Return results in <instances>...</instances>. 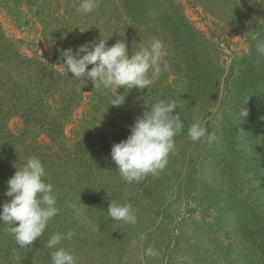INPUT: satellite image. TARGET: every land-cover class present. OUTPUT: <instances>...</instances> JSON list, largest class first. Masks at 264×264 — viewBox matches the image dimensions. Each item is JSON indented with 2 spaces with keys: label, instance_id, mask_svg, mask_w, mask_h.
Returning <instances> with one entry per match:
<instances>
[{
  "label": "rangeland",
  "instance_id": "obj_1",
  "mask_svg": "<svg viewBox=\"0 0 264 264\" xmlns=\"http://www.w3.org/2000/svg\"><path fill=\"white\" fill-rule=\"evenodd\" d=\"M151 1L153 9L146 14L150 26L142 24V18L130 20L122 0H98V7L87 14L76 10L81 0H37L46 7L43 21L24 2L19 13L13 4L0 5L5 38L16 42L24 55L43 61L56 58L63 72V51L75 52L79 45L99 39L108 40V46L126 40L131 55L158 38L166 52L162 71L149 89L128 91L120 107L110 105L112 92L106 95L107 90L94 89L89 81V90L65 123L60 148L54 145L58 157L70 152L61 160L64 169L59 168L70 178H62L65 187L53 190L60 211L43 235L25 248L0 223V264H51L54 249L46 246L47 240L69 230L76 235L63 246L75 255L76 264H264V147L249 139L242 145L240 124L245 118L236 121L234 91L240 59L264 56L253 48L264 42V0ZM178 22L200 42L204 80L197 77L193 64L167 49L166 38L174 36L172 28ZM118 91L125 94L123 88ZM245 98L239 100L242 110L255 112ZM160 100H175L184 123L175 137V152L163 170L139 183H126L112 162V145L130 135V126L146 110L145 102ZM196 121L205 124L208 135L193 142L187 130ZM233 123H239L240 132ZM7 125L18 134L22 123L11 117ZM227 135L243 151L238 161ZM35 139L50 143L43 133ZM79 141L80 149L89 153V182L75 171L78 164L84 165L74 153ZM7 188L0 183V210L10 200ZM113 201L130 202L136 222L112 221L107 209ZM149 248L154 255L148 254Z\"/></svg>",
  "mask_w": 264,
  "mask_h": 264
},
{
  "label": "clouds",
  "instance_id": "obj_2",
  "mask_svg": "<svg viewBox=\"0 0 264 264\" xmlns=\"http://www.w3.org/2000/svg\"><path fill=\"white\" fill-rule=\"evenodd\" d=\"M97 7L98 0H81L76 10L87 14ZM107 41L99 39L79 45L75 52L72 49L63 51V64L72 78L91 81L94 89L112 92L110 105L120 107L128 91L133 88L149 89L153 79L162 71V57L166 52L163 42L158 38L131 55L126 40H117L111 46L107 45ZM256 50L264 55V42H259ZM89 65L92 66L90 70ZM120 88L125 89V94L118 91ZM177 107L175 100L145 102L146 110L130 126V135L112 145V162L126 183H139L149 174L155 175L165 168L169 154L176 149L175 137L184 129V123L176 112ZM240 116L242 119L248 116L245 107ZM207 135V127L202 121H196L188 127L187 136L193 142ZM45 177L41 159L31 156L22 167L16 168L14 175L7 181L5 196L10 197V200L2 205L0 223L8 226L7 230L21 248L31 246L40 238L49 221L60 211L53 185L46 183ZM107 213L114 222H136L130 202H110ZM75 235L69 230L50 236L46 246L54 249L50 253L51 264H76L75 255L63 246V241H70ZM147 252L149 255L155 254L151 248Z\"/></svg>",
  "mask_w": 264,
  "mask_h": 264
},
{
  "label": "trees",
  "instance_id": "obj_3",
  "mask_svg": "<svg viewBox=\"0 0 264 264\" xmlns=\"http://www.w3.org/2000/svg\"><path fill=\"white\" fill-rule=\"evenodd\" d=\"M122 1L130 20L137 21L142 18L140 21L142 24L151 25V17L148 19L146 14H149L148 11L153 9L152 1ZM22 2L30 10H33L37 19L41 21L45 19L46 7L43 6L44 4L36 3L37 0H0V5L6 3L10 6L13 4L17 10ZM17 12L19 13L18 10ZM189 30L188 27H183L180 22L174 23L171 35V37L174 35L173 39L166 38L167 49L171 55L179 54L178 59L182 56V59L193 64V69L199 70L197 77L204 80L206 74L200 72V42L189 33ZM258 43H255L253 48H256ZM255 61H258L257 65L252 63ZM55 62L56 58L54 57L50 61H43L37 55L22 54L17 48L16 42L5 38L0 26V183L6 187H8L7 181L16 171V164L20 163V166H23L31 156L41 159L46 171L45 182L51 183L53 190L65 187L61 182L62 178L65 181L70 178L61 175L59 169L63 168L61 167L62 158L65 156L68 158L70 152L68 154L62 152L63 155L58 157L59 151L54 149V145L60 148V142L63 141L62 138L65 135V123L70 117L71 110L81 102L83 92L89 90V81L72 78L70 72L58 69ZM239 67L240 73L234 83L237 97L235 107L240 113L242 101L239 100L247 97L248 103L253 109H256L255 112H251L252 109H249V106V118H245V121L240 124L242 126L241 133L245 135L242 145H245L246 139H249L254 144L262 143L264 147V125L262 126L260 121L264 122V91H262L264 88V56H248L243 60L240 59ZM90 84L93 83L90 81ZM107 93L108 91L105 92L106 95ZM239 113L236 118L238 122L241 119ZM11 117H18L21 120L22 126L18 134L8 128L7 122ZM259 117L261 118L258 119ZM237 125L233 123V128L240 132L239 123ZM42 133L50 139L49 144L36 141L35 137ZM226 137L227 145H233L235 148L238 161L239 155H243V151L240 146L234 145L232 136L227 135ZM82 144V141L75 144L77 151L74 153L79 155V160L82 158L84 165L80 167V163L77 165L78 168L75 166L74 168L79 178L89 182V153L87 150L84 153V149H80ZM256 144L255 146H257ZM65 164L66 162L63 166ZM248 165L246 164V166Z\"/></svg>",
  "mask_w": 264,
  "mask_h": 264
}]
</instances>
